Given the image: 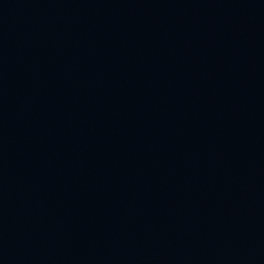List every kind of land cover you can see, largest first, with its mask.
Listing matches in <instances>:
<instances>
[{
  "label": "water",
  "instance_id": "1",
  "mask_svg": "<svg viewBox=\"0 0 264 264\" xmlns=\"http://www.w3.org/2000/svg\"><path fill=\"white\" fill-rule=\"evenodd\" d=\"M0 264H264V27L0 0Z\"/></svg>",
  "mask_w": 264,
  "mask_h": 264
}]
</instances>
